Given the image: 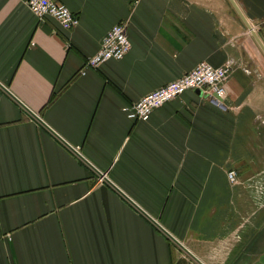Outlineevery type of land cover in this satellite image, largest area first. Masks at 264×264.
Segmentation results:
<instances>
[{"label":"crops","instance_id":"crops-1","mask_svg":"<svg viewBox=\"0 0 264 264\" xmlns=\"http://www.w3.org/2000/svg\"><path fill=\"white\" fill-rule=\"evenodd\" d=\"M27 1L0 0V264H200L146 214L204 264H264V0H61L70 29ZM123 21L130 52L81 74ZM202 61L232 67L224 107L127 116Z\"/></svg>","mask_w":264,"mask_h":264},{"label":"built area","instance_id":"built-area-1","mask_svg":"<svg viewBox=\"0 0 264 264\" xmlns=\"http://www.w3.org/2000/svg\"><path fill=\"white\" fill-rule=\"evenodd\" d=\"M27 4L39 19L51 16L65 28L70 29L79 23V18L61 1V0H28ZM128 26L126 22H119L115 24L104 36L99 51L87 58L81 70V74L86 73L87 68H96L103 62L109 60H121L131 50L132 43L129 38ZM264 38V30H263ZM232 72L231 65H222L214 67L207 61L200 62L194 69L185 73L177 80L169 82L160 88L144 95L138 101L132 103L124 108L127 116L130 119L137 121L149 120L153 111L165 103L179 98L187 90H202L207 98L219 107H224V96L226 92L225 82L228 80ZM75 155L82 161L93 167L97 174V183H108L115 186L110 179L108 172L101 171L88 160L83 154L80 146H71ZM229 180L232 183L238 181L237 172L232 169L228 172ZM146 214V212H144ZM154 224L161 229L167 237L178 245L189 256L193 257L198 263L204 264L193 252L183 243L176 238L173 234L165 230L162 225L150 215L146 214Z\"/></svg>","mask_w":264,"mask_h":264}]
</instances>
